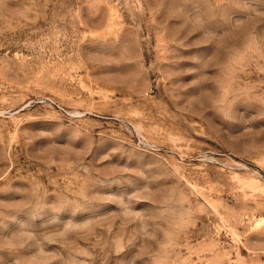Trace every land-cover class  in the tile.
<instances>
[{
	"label": "rangeland",
	"instance_id": "rangeland-1",
	"mask_svg": "<svg viewBox=\"0 0 264 264\" xmlns=\"http://www.w3.org/2000/svg\"><path fill=\"white\" fill-rule=\"evenodd\" d=\"M0 264H264V0H0Z\"/></svg>",
	"mask_w": 264,
	"mask_h": 264
}]
</instances>
